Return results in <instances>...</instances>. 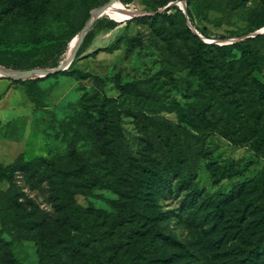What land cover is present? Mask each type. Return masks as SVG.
<instances>
[{
	"label": "rangeland",
	"instance_id": "obj_1",
	"mask_svg": "<svg viewBox=\"0 0 264 264\" xmlns=\"http://www.w3.org/2000/svg\"><path fill=\"white\" fill-rule=\"evenodd\" d=\"M188 1L121 2L139 18L28 78L32 120L0 123V264H264V61L236 44L264 56V0ZM104 4L0 0V41L70 36L0 66H62Z\"/></svg>",
	"mask_w": 264,
	"mask_h": 264
},
{
	"label": "trees",
	"instance_id": "obj_2",
	"mask_svg": "<svg viewBox=\"0 0 264 264\" xmlns=\"http://www.w3.org/2000/svg\"><path fill=\"white\" fill-rule=\"evenodd\" d=\"M108 0H84L86 10L91 11L92 9L98 7L99 5L104 4ZM121 2H126V0H121ZM126 8V7H125ZM128 9V8H126ZM186 9L187 14L190 17V10H189V1L186 0ZM153 12H155L152 15H144L141 16V19H146L148 17L154 18L157 16L161 17H167V13L169 11H175L176 13H181V10L178 8V5H172L169 8H166L162 13L157 12V8H152ZM139 17H134L132 19H138ZM102 22L101 19L96 20V22L93 24V26L90 28V30L86 33L83 42L79 46L77 50L76 57L79 56L85 49V47L88 45V43L92 40L94 36V28L99 27V29H108V30H115L117 28L116 23L114 22H106L104 25L99 26V24ZM260 23L259 25H262ZM260 34H257L259 36ZM120 34L117 36L119 37ZM118 39V38H116ZM70 40V36H50V37H44L39 39H33V40H13L9 41L7 39H4L0 41V64H2L5 67H8V62L5 60L6 56H23V57H30L32 55H35L36 53H52L56 51V54H60L64 51V48L68 41ZM200 46H203L204 43L199 41L198 43ZM237 46L240 48L241 52L246 57L249 64L256 70V71H262L263 70V61L264 56L257 53V51L251 46L249 43V40H240L236 42ZM50 67H57V63H52L49 65ZM14 72V71H12ZM75 75L77 76V79L85 80V79H92V80H98L97 77L92 76L90 73L83 72L81 70H75ZM31 80L33 79H26V80H17L20 84H22L26 91L29 93V95H32L29 85L31 84ZM32 97V96H31ZM1 166V165H0ZM2 167V166H1ZM4 170L7 172H15L16 166L15 163L9 164L4 166ZM2 176H0L1 178ZM167 187L166 184L162 183L161 181L156 184L157 190L161 191L162 188ZM148 219H151L150 217Z\"/></svg>",
	"mask_w": 264,
	"mask_h": 264
},
{
	"label": "crops",
	"instance_id": "obj_3",
	"mask_svg": "<svg viewBox=\"0 0 264 264\" xmlns=\"http://www.w3.org/2000/svg\"><path fill=\"white\" fill-rule=\"evenodd\" d=\"M0 84L4 90L0 91V123L15 124L23 121L25 124L28 118L31 121L34 103L25 87L17 80L7 77H1Z\"/></svg>",
	"mask_w": 264,
	"mask_h": 264
},
{
	"label": "water",
	"instance_id": "obj_4",
	"mask_svg": "<svg viewBox=\"0 0 264 264\" xmlns=\"http://www.w3.org/2000/svg\"><path fill=\"white\" fill-rule=\"evenodd\" d=\"M116 1H119V0H110L107 3H105L103 6L97 8V9H99L98 12L94 13V11L96 9L93 11V13L91 14L90 18L86 21L83 29L80 31V33L78 35V40H77V42L75 44V47L72 49L71 55L67 59L65 65H64V62H63L62 66L57 67V68H49V69H43V70L30 71V72H26V73H18V74L24 75V77H14L11 74V72L13 70H9V69H6L3 66H0V70L6 72L5 76H0V77L12 78V79H15V80H26V79L31 78V77L36 76V75H39L41 77V76H46V75H49V74H54V73L66 70L69 67V65L71 64L73 58L75 57V55L77 53V50H78L79 46L81 45V43H82L86 33L90 29V27L93 25V23L98 18H100L104 14H108L109 11L112 9L113 3L116 2ZM180 8L184 12H186V7L185 6L184 7L180 6ZM139 15H140L139 13L138 14H134L131 18L137 17ZM141 15H143V16L144 15H152V13L151 14L143 13Z\"/></svg>",
	"mask_w": 264,
	"mask_h": 264
},
{
	"label": "bare ground",
	"instance_id": "obj_5",
	"mask_svg": "<svg viewBox=\"0 0 264 264\" xmlns=\"http://www.w3.org/2000/svg\"><path fill=\"white\" fill-rule=\"evenodd\" d=\"M182 7H184L183 4H182ZM98 11H99V9H96L94 11V13H96ZM108 14L111 15V17L116 18V19H125V18H128L131 14L133 16L134 14H138V13L135 10L126 9L120 1H116L113 3L112 9L109 11ZM71 52H72V50L68 53L66 59L64 60V65H65L67 59L70 57ZM0 73H3L4 76L6 75V72H4V71L0 70ZM11 74L14 77H24V75L18 74L16 72L15 73L11 72ZM17 75H19V76H17Z\"/></svg>",
	"mask_w": 264,
	"mask_h": 264
}]
</instances>
